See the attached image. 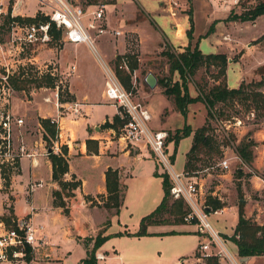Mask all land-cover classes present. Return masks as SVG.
<instances>
[{
    "label": "rangeland",
    "instance_id": "obj_1",
    "mask_svg": "<svg viewBox=\"0 0 264 264\" xmlns=\"http://www.w3.org/2000/svg\"><path fill=\"white\" fill-rule=\"evenodd\" d=\"M8 1L10 2V0ZM19 1L21 2L22 10L24 9L22 11L25 14L24 16H30L31 14L35 16L38 13L39 6L36 0H30L27 3V0ZM88 1L111 3L114 0ZM132 1L134 2V0ZM198 1H200V4L201 2L204 3V0ZM206 1L218 15H221V13L226 14L227 12L229 14L232 9L234 12L240 13L244 7L256 3L258 0H241L240 3L239 0H237V3H232V0H220L219 2L214 0ZM168 2L169 4L171 3V6L168 5ZM228 3L230 7L226 9L225 6ZM202 6L204 7V5ZM163 7L165 9L163 13L168 14L165 17V21L167 22H171L169 17L170 7L175 11V17L178 14H184L183 16L186 15L188 18L187 14L191 11V4L186 5L185 9H181L179 0L178 2L166 0ZM203 7H201L202 10H204ZM112 8L113 4H109V8L107 9L108 11H112ZM129 10L125 8L123 12L122 23L120 22L119 26L122 31L121 35L117 36V38L107 35L98 37L95 41L96 46L106 64L116 71V64L120 55H116L115 44L119 38L125 40L127 51L124 55H121L125 57L129 53L135 56L138 60V68L131 74L130 89L127 90L120 83L134 102H139L148 110L151 116L150 127L154 130L163 129L167 131L168 137L166 143L171 141L168 146L169 151L173 152L174 149L175 152L174 168L177 171H181L184 164L185 151L190 145L192 133L182 138L177 144L172 142L173 140L169 141L168 138L174 134L176 129L182 128L185 124H189L192 130L203 125L207 118V108L203 102H195L189 106L185 117L177 112L175 115L171 114L163 121L167 124L166 126L161 125L160 120L169 114V104L171 106L173 104L162 93V87L159 85L158 80L154 88H149L145 82V76L148 72H152L148 71L150 67H153L158 78L167 75V66L162 63L164 59L159 57L161 55L160 50L164 49L161 46L166 40L163 39L160 42V46L154 49H142L141 51L139 37L134 28L142 26L143 21L153 28H157L155 22L158 20L154 16L149 17L142 10L136 11L133 14L129 13ZM197 15L200 18L202 13L196 12L195 18H197ZM116 16L113 15L111 17L115 19ZM230 21L229 25H232V27L231 29L229 28L231 33L229 41L231 42L227 44L233 49L225 53L230 59V69L227 71V85L235 88L237 87L239 78L244 82H249L258 80L264 76V15L258 16L255 21ZM198 24L196 33H199L203 29V23L200 19H198ZM59 32L58 38L55 40L53 38L48 45L28 46L19 55V57L24 58L28 73H34L37 67L41 70L54 68L56 78L62 80V87H64L66 92L62 95L64 99L71 97L68 93V86L73 82L79 90H86L90 93V101H97L96 105L90 108V113L86 114L92 122L101 121L105 115H113L116 111L115 104L109 102L102 104V102H99L101 101L104 76L102 66L95 54L84 44L77 46L68 42L63 38L61 31ZM9 40L10 31L7 25L2 22L0 25V41L6 43L7 46L10 45ZM207 43L204 40L202 47L205 52L209 51V43ZM166 45L170 47V45ZM16 55L14 49L10 53L6 52L7 60L16 58ZM28 59H31L34 64H31ZM72 66H75L74 70ZM177 78V73H174L173 80ZM192 79L201 85L204 83L206 88L213 83L211 73L209 70H204L203 68ZM193 81L188 84V89L191 96H196L198 92ZM32 87H35L34 84H28L24 92L16 91L12 98V105L14 111L24 119L23 130L26 133L25 136L37 139L39 137V132L37 131V128H39L37 126L39 118L50 114L52 108L55 107L53 102H45L43 98L50 96L51 99H55V97L53 92L44 91L40 88L37 94H31L30 89ZM223 107L225 116H220L222 121L209 119L211 132L216 137V140L222 144V148L218 149L217 146H213L209 152L210 157H207L206 154L199 155L197 166L200 170H197L196 175L202 185L204 197L211 195L224 202L225 206L221 208L222 212L218 214L211 212L209 214V221L224 239L229 250L232 253H236V247L229 239V236L232 235L233 228L237 222L239 201L243 200L245 202L244 213L246 217L258 224H264V117H257L253 110H246L240 103L226 104ZM82 111L85 110L82 109ZM232 117L238 119L234 122ZM167 126H170V128H163ZM119 132L120 128L114 129L116 137L119 135ZM226 136L229 137V141L226 139ZM246 136L253 140L254 159L251 165L243 163L235 151V146ZM137 144L140 147L144 145L143 142ZM46 147L45 151L47 150ZM143 150H146L150 154L146 145H144ZM222 158L228 160V169H221L217 166V163ZM115 163H120L121 174L127 185L125 200L119 213L109 216V221L107 225L105 224L104 235L108 237L97 247L95 253L100 252L106 257L105 259H97L96 264H205V261L199 263L195 259L198 254V244L203 239L197 233L194 224L152 225L147 227L148 234H135L139 230L141 216L151 212L153 199L159 198L162 188L156 179L144 178L138 165L132 164L122 157L118 158ZM24 164L27 165L26 160H24ZM237 169L242 170V175L236 174ZM157 170L159 174L163 173L159 166H157ZM0 181L2 182V187L0 188L1 214L5 206L3 205V201L5 198L7 200L6 193H9V190L8 186L5 185L3 177H1ZM238 186L241 188L242 197L238 191ZM11 198L12 196H10ZM172 200L174 199L170 197V202ZM150 202H152V206H149ZM90 214L94 222L101 221L105 217L104 213L102 214L95 210L90 212ZM164 216L170 221L173 220V217L170 215L165 214ZM67 220L68 217L64 214L61 223L52 224L48 220L43 222L46 236L49 237L47 243L52 248L50 259L37 264H80L81 259L86 256L87 253L83 246L76 239L66 234ZM36 225H38V222H36ZM124 230L130 232V234L124 233ZM172 230L175 232H170ZM94 236H88L84 239L89 240ZM217 261L218 264H226L219 259ZM241 264H264V256H254L248 261L241 262Z\"/></svg>",
    "mask_w": 264,
    "mask_h": 264
},
{
    "label": "crops",
    "instance_id": "obj_2",
    "mask_svg": "<svg viewBox=\"0 0 264 264\" xmlns=\"http://www.w3.org/2000/svg\"><path fill=\"white\" fill-rule=\"evenodd\" d=\"M28 1L30 0H27L26 3ZM164 1L166 0H134V2L132 0H114L111 3L106 2L104 22L111 29L119 30L122 33L119 26L120 22L122 23L124 9H130L129 13L132 14L136 11L142 10L146 15H148L149 17L154 16L158 21L155 22L157 28H153L145 21L142 22L143 24L139 28L135 26L136 28L134 29H136L139 37L141 51L142 49L148 50L160 46V42H162L163 39L166 41L161 46L162 49L163 47L165 48L166 44H168L173 48L181 51L182 48L189 43V39L187 38L185 32L186 28L188 27L189 18L191 17L193 22V39L198 40V47L204 54H225L226 52H230V49H233L230 47V45L227 44L228 42H231L229 41V37L231 34L229 28L231 29L232 27V25H229L231 21L226 20L227 16L229 15L228 12L226 14L221 13V15H218V13H216L212 9L210 4H208L206 0H204V3L201 2V4L198 0H179L182 7L181 9H185L184 7L186 5L191 4V11L187 14L188 18L186 15L183 16L184 14H178L177 17H175L176 14L174 15V17H172V15H169L171 22H167L165 21V17L168 16V14L166 15L163 13L165 11L163 7ZM175 1L178 2V0ZM232 3L237 2L232 0ZM109 4H113L112 11H108L107 9L109 8ZM202 5H204V7ZM201 7H203L204 10H202ZM225 7L227 9L228 7H230V4L228 3ZM196 12L202 13V18H198V15L197 18H195ZM113 15H117L115 19L111 17ZM30 16H33V14H31ZM198 19L202 21L203 29L199 33H196V28L199 25ZM209 28L212 29L208 32ZM110 37L117 38V36ZM204 40L209 43H207L209 48V51L207 52H205L202 47ZM80 44L76 45L79 46ZM115 47L117 50L116 55L119 54L121 58L124 57L122 55H124V53L127 51V48L125 47V40L119 38L117 43L115 44ZM228 60L230 59L227 57L226 79L227 71L228 69H230V61ZM136 70L137 69H135L134 71ZM148 71L155 72L153 67H150ZM226 81L228 84V79ZM241 81L242 80L239 78V80L237 81V86ZM103 90L104 83L103 88L101 89V101L99 102L105 104L109 101L104 98ZM68 93L69 95H71L70 101L77 102L78 113L74 115L73 113L67 112L61 116L59 113H57L55 108H52L50 112V116L57 118V120L60 122V128L57 137V142L59 145H61L60 153L62 147H67V153L65 157L68 162V171L63 175V179L66 181H71L74 179L80 182L79 186L73 190V195L63 197L66 203V208L68 209V213H64L62 207L56 206L53 203L54 196L52 193L54 190L60 189V187L58 182L52 178V165L47 155L48 152L46 150L47 154H39L37 155V157H35V165L30 158H22L18 171L15 174L10 175L9 177V193H6L7 200L6 198L4 199L3 205L5 206L3 207L2 213L0 214V217H2L3 215H7L9 213V207L11 208L12 215L14 217L27 216L28 214H30L31 225L35 229L36 235L40 237L42 241L40 248H38V250L34 252L33 258L29 264H37L39 262L43 263L44 261L50 259V252L52 247L47 243L49 237H47L45 233L46 230L43 225L44 221L48 220L52 224L59 222L61 223L64 218V214H66L68 217V222L65 229L66 234H68L69 237L76 239V241L86 250L87 248L83 243V239L88 236H94L96 232L102 229L105 226L106 222L109 221V216L117 215L114 209L105 208L103 206V202L107 197L105 186V172L110 168L113 170H117L119 173V181L121 186L123 187V198L120 210L124 205L126 192L125 189H127V185L125 183L123 175L121 174L120 163H115L118 158L122 157L123 159L130 161L132 164L138 165L141 168V172L144 178L156 179L158 183H160L162 188V177L160 176L162 173H158V165L150 150V154L147 153L146 150H143L145 144L142 147H140L137 143L126 144L125 142L118 140V137H116L113 128L101 127V125L106 120L111 122L113 116L115 114H118V108L116 107V105V111L113 115H105V117H103L101 121L92 122L90 120V117L86 114H88V112L90 113V108L92 106H95L97 101H90V93L86 90H79L73 82L70 84V86H68ZM169 107V114L166 115L165 118L160 120V123L163 126L167 125L163 122L167 117H169L171 114L175 115V113H177V111L174 110L173 106L169 104ZM82 109L85 111H82ZM37 126H39V128H37V131L39 132V137L37 139H34V137L29 138L27 137V135L25 136L26 133L24 132L23 127L19 129V137L26 143L28 148H35L38 152H41L44 148V140L42 139V127L39 121L37 122ZM163 128L168 129L170 128V126ZM87 139H90L92 141L89 150L86 145ZM191 142L192 137L190 145L185 151L184 163L186 160V153L191 146ZM169 143H171V141ZM169 143H166V149L170 154L172 160L174 161L175 152L174 149L173 152L169 151ZM95 148H97V152L94 151ZM24 160L27 161V165L24 164ZM183 168L184 164L181 170H183ZM1 177L2 176L0 174V180ZM35 181H41L42 186L36 188L31 194H28V184ZM1 187L2 182L0 181V188ZM10 196H12L11 199ZM162 197L163 188L161 194L159 195V198L153 199V207L152 209H150L151 212L159 204ZM150 205L152 206V202L149 203V206ZM94 210L99 211V213L102 214L104 213L105 217H103L101 221L94 222L90 214V212H93ZM147 214L142 215L141 218ZM36 222H38V225H36ZM91 246L92 241L88 243V248H90ZM96 257L97 259H105L106 256L98 252L96 253ZM251 258L252 257H249V260Z\"/></svg>",
    "mask_w": 264,
    "mask_h": 264
},
{
    "label": "built area",
    "instance_id": "obj_3",
    "mask_svg": "<svg viewBox=\"0 0 264 264\" xmlns=\"http://www.w3.org/2000/svg\"><path fill=\"white\" fill-rule=\"evenodd\" d=\"M219 2L220 0H214ZM226 1V0H223ZM237 2V0H233ZM39 6L38 13L47 17L45 21L25 22L16 17H24L22 5L19 0L15 2L0 0V25L7 15L11 18L8 29L10 31V45L0 41V174L1 172L13 174L20 168L23 157L34 159L39 154H47L44 143L43 151L28 148L20 139V128L24 126V119L18 115L12 105V98L16 93L13 79L19 72L26 69L24 58L19 55L28 46L48 45L52 41L51 26L59 30L65 40L72 44H85L100 62L104 76V98L115 104L118 114L125 118V123L120 128L118 140L126 144L143 142L152 153L157 165L167 174L170 181L169 194L174 200H182L186 213L183 222L194 224L197 233L203 239L198 244L197 262H203L207 257L215 256L226 264H241L240 257L232 253L220 234L213 228L209 221V214L204 204L202 185L197 179V172L187 174L183 170L174 168L171 156L166 149L167 131L150 127V114L139 102H134L129 93L124 89L116 73L103 60L96 46V39L100 36H119V30L111 29L105 20L106 2L88 0H36ZM171 6V3L169 4ZM170 15L175 11L170 7ZM16 51V58L7 60L6 52ZM31 64L34 62L28 59ZM127 57H122L118 65L119 69L128 70ZM75 69V66H72ZM37 74H49L55 78L53 86L32 87L31 94H37L38 89L51 91L55 99L45 96V102H53L55 110L61 116L64 113H78L77 102L61 101L65 92L62 80L56 78L54 68L41 70L35 68ZM24 92L23 90H20ZM42 118H49L55 123L59 132V121L50 114ZM58 137V133H57ZM57 137L51 140L50 148L54 153H60ZM47 146L46 148H48ZM221 169H228V160L222 158L217 163ZM41 181L28 184V194L41 187ZM33 210V208H32ZM214 214L222 212V209L213 211ZM42 239L36 235L31 225L30 214L21 217H11L7 225L0 217V264H29L34 252L40 248ZM101 257V256H100Z\"/></svg>",
    "mask_w": 264,
    "mask_h": 264
},
{
    "label": "trees",
    "instance_id": "obj_4",
    "mask_svg": "<svg viewBox=\"0 0 264 264\" xmlns=\"http://www.w3.org/2000/svg\"><path fill=\"white\" fill-rule=\"evenodd\" d=\"M13 1V0H11ZM241 0H239L240 3ZM264 15V0H258L256 3H252L249 6L243 8L240 13L234 12L232 9L229 12L226 20H239V21H254L258 16ZM17 20L25 22L45 21L47 17L36 13L35 16L16 17ZM11 18L7 15L4 19V24L8 26ZM212 28L208 29V32ZM52 39L58 38L60 32L55 30L52 25L51 30ZM189 39L188 45L182 48L181 51L173 48L172 46L164 48L160 52V57L163 58L162 63L167 66V75L162 78H158L157 73L153 72L157 77L159 85L162 87V93L173 104L175 111L179 112L184 117L187 114L188 106L192 103L201 101L207 108V118L205 123L196 129L192 130L189 124H185L182 128L176 129L172 136H169L168 140H173L177 144L182 138L192 133V142L189 150L186 153V160L184 163V172L187 174H194L197 170H200L197 166L199 161V155L206 154L210 157V151L213 146H217L218 149L222 148L216 137L213 136L209 124V119L220 121V116H225L224 107L226 104H242L246 110H253L257 117H264V76L258 80H252L249 82L241 81L240 84L231 88L228 87L226 81V67L227 56L224 53H210L204 54L198 47V40L193 39V22L191 17L189 18V27L185 32ZM129 60L127 63L128 70L119 69L121 56H119L116 64V76L123 86L128 90L131 86V74L138 68L137 58L133 55H126ZM209 70L211 73L213 83L207 86L203 83H196L192 77L200 70ZM174 73H177L178 78L173 80ZM55 78L49 74H37L28 73L27 70L19 72L17 78L13 79V84L17 91L25 90L28 84H34L35 87L41 86H53ZM193 81L197 89V95L191 96L189 94L188 84ZM71 100L62 98L61 101ZM234 122L238 119L232 117ZM39 123L42 127V139L46 142L47 146L51 145V140L57 137L58 128L55 123H52L49 118H39ZM125 118H122L119 114H115L112 121H105L101 127H111L115 130L121 128L125 123ZM222 121V120H221ZM230 121V120H228ZM168 137V136H167ZM229 141V137L226 136ZM167 140V139H166ZM92 141L86 140V145L89 150ZM97 152V148L94 149ZM219 151V150H218ZM235 151L239 158L246 165L253 163V140L246 136L236 146ZM67 153V147H62L61 153L48 152V157L52 165V178L59 184L60 189L53 191L54 200L53 203L56 206L63 208L64 213H68L66 203L63 197L73 195V190L76 189L80 182L76 180L66 181L63 179V175L68 171V162L65 157ZM172 160V158H171ZM173 161V160H172ZM237 175H242V170H236ZM1 176L5 180V185H9V173L1 172ZM162 188L163 197L156 208L149 214L143 216L140 220L139 230L136 235L148 234L147 227L153 224H180L183 222V216L186 213L185 206L182 200H172L170 202L169 188L170 181L167 174L162 173ZM105 186L107 197L103 202V206L107 209H114L118 214L122 204L123 187L119 181V173L117 170L107 169L105 172ZM238 191L241 195V188L238 186ZM204 204L206 205L208 212H213L217 209H221L225 206L224 202L219 198L211 195L204 197ZM245 202L240 200L238 203L237 222L233 228V233L229 236V239L234 243L236 247V254L238 257H254L264 256V224H258L253 222L250 218L245 216L244 213ZM165 214L173 217L170 221L165 218ZM12 210L9 207V213L3 215L1 218L7 225L10 224ZM108 222V221H107ZM106 222V225H107ZM106 225L100 229L94 237L89 240L84 239L83 243L86 246V256L81 259L80 264H96V249L101 243L108 237L104 235ZM175 232V231H170ZM124 233L130 234V232L124 230ZM92 241V246L88 248V242ZM205 264H218L217 257L210 256L205 260Z\"/></svg>",
    "mask_w": 264,
    "mask_h": 264
},
{
    "label": "water",
    "instance_id": "obj_5",
    "mask_svg": "<svg viewBox=\"0 0 264 264\" xmlns=\"http://www.w3.org/2000/svg\"><path fill=\"white\" fill-rule=\"evenodd\" d=\"M230 61V60H228ZM145 82L148 85L149 88H154L156 83H157V78L152 72H148L147 75L145 76ZM52 149L50 146L47 148V152H50ZM249 257H241L240 261L243 263L245 261H248Z\"/></svg>",
    "mask_w": 264,
    "mask_h": 264
}]
</instances>
